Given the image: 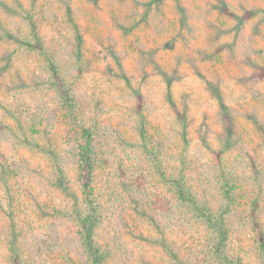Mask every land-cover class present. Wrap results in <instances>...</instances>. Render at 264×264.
Segmentation results:
<instances>
[{"label": "rangeland", "instance_id": "374dc122", "mask_svg": "<svg viewBox=\"0 0 264 264\" xmlns=\"http://www.w3.org/2000/svg\"><path fill=\"white\" fill-rule=\"evenodd\" d=\"M2 1L0 264H264V0Z\"/></svg>", "mask_w": 264, "mask_h": 264}, {"label": "trees", "instance_id": "16d2710c", "mask_svg": "<svg viewBox=\"0 0 264 264\" xmlns=\"http://www.w3.org/2000/svg\"><path fill=\"white\" fill-rule=\"evenodd\" d=\"M0 4H2V6H7L6 4V2H4V1H0ZM12 36V35H11ZM78 39H79V43H80V36H78ZM41 43H39V45H40ZM43 47V45H40V48L42 49V50H45L44 48H42ZM73 97V96H72ZM71 98V97H70ZM69 101V100H68ZM222 106V108H224L225 109V106L222 104L221 105ZM83 129H84V131H86L87 132V129H85L84 127H82ZM227 135H229L230 137H231V133H233L229 128L227 129ZM228 136V137H229ZM51 154H53V151H49ZM89 154H88V152H87V148L83 151V153H82V159H81V165H82V168H86V166H87V168H90L89 167ZM60 170V169H59ZM61 171V170H60ZM87 171H89V169H87ZM182 177H183V175H182ZM181 176H180V178H182ZM60 179V183H61V185H63V183L61 182L62 181V179H61V177L59 178ZM180 180V179H178V178H175V180ZM177 180H176V182H177ZM182 181V180H181ZM178 188H181V184L180 185H178ZM62 189L63 190H66L67 189V187L66 186H62ZM183 191L181 190V193H182ZM180 193V194H181ZM221 194H222V196L224 197V198H226L227 200L229 199V191H228V189H227V187H224L223 185H222V189H221ZM188 197H190V196H188ZM187 197V198H188ZM197 209H198V207H197ZM206 211L208 212V209H206ZM200 213L206 218V222H207V224L209 225V226H213L214 228L216 227V228H220V224L224 221V219H223V217H222V215H218V216H213V217H211L210 215H208V213H203L202 211H200ZM97 221V217H96V213H95V210H93V209H91L89 212H87V215H84L83 217H82V220H81V225L84 227V231L82 232V236H83V242L85 243V246H86V250L88 251V253L91 255V256H93L94 257V263L96 262V263H98L100 260H99V256H98V248L96 247V245L94 246L93 245V240H92V237H91V233H92V230H93V227H94V225H95V222ZM220 231H221V229H218V232H219V234L221 235V233H220ZM224 231V233L226 232L225 230H223ZM226 234V233H225ZM220 248V247H219Z\"/></svg>", "mask_w": 264, "mask_h": 264}]
</instances>
